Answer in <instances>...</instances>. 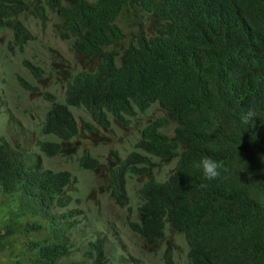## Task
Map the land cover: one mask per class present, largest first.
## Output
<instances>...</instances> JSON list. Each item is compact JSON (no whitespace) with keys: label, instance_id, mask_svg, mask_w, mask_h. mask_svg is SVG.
Listing matches in <instances>:
<instances>
[{"label":"trees","instance_id":"1","mask_svg":"<svg viewBox=\"0 0 264 264\" xmlns=\"http://www.w3.org/2000/svg\"><path fill=\"white\" fill-rule=\"evenodd\" d=\"M48 11L84 68L55 65L64 91L61 102L43 94L38 153L61 156L96 127L124 128L156 105L162 116L140 129L123 159L109 151L102 166L84 150L76 169L101 172L104 189L125 207V178L144 176L152 158L172 159L165 180L148 177L134 193L128 229L148 247L166 231L182 236L188 264H264V0H0V30L21 47L32 38L20 17L45 21ZM132 18L147 31L134 29L115 50ZM22 66L40 80V68ZM13 145L0 138V264H110L103 238L85 225V245L72 259L85 237L78 222L89 218L68 207L75 178Z\"/></svg>","mask_w":264,"mask_h":264},{"label":"rangeland","instance_id":"2","mask_svg":"<svg viewBox=\"0 0 264 264\" xmlns=\"http://www.w3.org/2000/svg\"><path fill=\"white\" fill-rule=\"evenodd\" d=\"M132 19L135 20L134 25L130 28L122 26L126 36L114 48L120 49L128 41L129 32L134 29L147 31L143 19L142 21L138 18ZM20 20L32 38L25 45L20 47L12 44L10 31L0 30V138L13 148V144L18 143L24 152L31 155L38 154V160L43 168L70 172L76 182L73 188L70 186L67 189L71 199L68 207L76 209L79 217L83 215L89 217L82 218L78 222L79 229L84 233L82 226H88L87 230L93 228V231L103 238L102 251L110 264H118L119 258L127 262L125 264H188L182 236L166 231L161 242L148 247L128 229L126 222L135 220L133 209L138 201L137 197L134 198L133 183L127 182L126 185L128 205L120 207L104 189L101 172L97 173L99 178L91 172L76 169L75 160L84 150L102 164L105 163L109 151L117 150L118 157L123 158L140 138V129L162 116L160 109L152 105L146 113L131 119L124 128L111 126L109 130H104L96 127L92 133L83 136L80 142L65 146L66 153L63 155L54 158L42 157L35 148V142L43 140V137L38 135L37 129L48 107L42 94L47 93L61 102L65 84L61 79L62 71L55 65H60L70 72H76L84 66L76 64L73 58L70 50L71 38L59 35V21L53 12H47L44 22L31 16H21ZM54 56H56L55 60ZM25 60L42 70L39 81L22 66V61ZM93 62L91 61L87 66ZM52 63L57 77L50 72L49 65ZM16 77L29 85L30 89H23ZM71 112L74 117L89 121L84 111L71 110ZM79 122L80 120L77 121ZM153 161L157 172L152 169L151 174L161 173L159 178L165 175L164 171H168L165 162ZM127 206L130 207V212L127 211ZM2 216L3 211L0 210V220H3ZM30 233L26 235L27 238L31 236ZM86 238L85 235L81 238L83 243L75 244L76 251L73 252L72 259L80 258V251L85 245ZM166 254H169L170 258L165 260Z\"/></svg>","mask_w":264,"mask_h":264},{"label":"clouds","instance_id":"3","mask_svg":"<svg viewBox=\"0 0 264 264\" xmlns=\"http://www.w3.org/2000/svg\"><path fill=\"white\" fill-rule=\"evenodd\" d=\"M32 18H37L36 17V15L34 16V17H32ZM38 19V18H37ZM38 20H40V19H38ZM41 22H44V21H42V20H40ZM139 31H142V30H140L139 29ZM143 32V31H142ZM125 37V36H124ZM130 38V37H129ZM128 38V39H129ZM131 39H133V38H131ZM122 41V40H121ZM120 41V42H121ZM128 42V41H127ZM127 42L120 48V49H117L116 47L114 48V46H113V48L115 49V50H122L126 45H127ZM112 48V47H111ZM64 91V90H63ZM45 94H47V93H45ZM42 97H43V94H42ZM100 128V127H99ZM118 152V151H117ZM130 152V151H129ZM128 152V153H129ZM128 153H126V155L128 154ZM114 154V156L117 158V159H123V158H120V157H118V155L117 154H115V153H113ZM153 160H156L157 161V163L158 162H160V161H164L165 162V166L166 167H168V171H164L165 172V175H163V176H161L160 178H159V176H160V174L161 173H158L157 175H156V170L154 169V167H155V163H154V161ZM151 162H152V166H150L149 167V169L147 170V172L145 173V175L144 176H137V175H130V176H127L126 178H125V185H127V182H129V183H133L134 184V186H135V190H134V192H136L137 190H138V188L141 186V184L148 178V177H151L152 179H153V181L155 182V181H163V180H165V178L168 176L167 175V173L168 172H173V170H174V161L172 160V159H164V160H161V159H155V158H152L151 159ZM100 163V162H99ZM102 164V163H101ZM104 164H102V166H103ZM152 169H154L156 172H155V175H152L151 174V170ZM126 193H127V191H126ZM143 244V243H142ZM145 245V244H144ZM146 246V245H145Z\"/></svg>","mask_w":264,"mask_h":264}]
</instances>
